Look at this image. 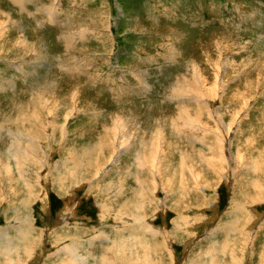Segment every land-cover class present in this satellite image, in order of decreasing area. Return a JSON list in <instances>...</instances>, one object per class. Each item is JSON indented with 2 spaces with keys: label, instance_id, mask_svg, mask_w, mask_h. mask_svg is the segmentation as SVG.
<instances>
[{
  "label": "rangeland",
  "instance_id": "1",
  "mask_svg": "<svg viewBox=\"0 0 264 264\" xmlns=\"http://www.w3.org/2000/svg\"><path fill=\"white\" fill-rule=\"evenodd\" d=\"M0 21V264H264V0Z\"/></svg>",
  "mask_w": 264,
  "mask_h": 264
},
{
  "label": "bare ground",
  "instance_id": "2",
  "mask_svg": "<svg viewBox=\"0 0 264 264\" xmlns=\"http://www.w3.org/2000/svg\"><path fill=\"white\" fill-rule=\"evenodd\" d=\"M51 8V7H50ZM7 20V19H6ZM14 21V20H13ZM1 22V21H0ZM22 24V23H21ZM1 25H3V24H1ZM7 27V26H6ZM5 27V28H6ZM5 30H7V29H5ZM4 35V34H3ZM5 36V35H4ZM31 41V40H30ZM23 42V41H22ZM1 43V42H0ZM24 44V43H23ZM22 48V47H21ZM222 70V69H221ZM219 71H220V69H219ZM222 73V72H221ZM221 75V74H220ZM218 76V75H217ZM226 80H227V78H226ZM219 82V81H218ZM197 84H199V85H201V82H200V80L198 79L197 80ZM217 84V83H216ZM216 84H215V86H216ZM211 92H213V91H211ZM219 92V91H218ZM235 99H238V97L237 98H235ZM180 109L181 108H183V106H181L180 105V107H179ZM188 108V107H187ZM189 109V108H188ZM179 112V111H178ZM263 112V111H262ZM197 112H195V114H196ZM189 114H194V113H192L191 112V110L189 109ZM260 114V113H259ZM183 123H186V120H183L182 119V109L180 110V112H179V116H178V118H177V120L175 121V119L173 120V125H172V127L174 128L175 126L177 127V129L179 130V135H180V137H181V135H182V133H181V128L179 127L180 125H182ZM178 124H180V125H178ZM115 129H118V125H117V128L115 127ZM120 131H123L122 130V128H120L119 129ZM115 131V130H114ZM118 134H120V133H118ZM20 135V134H19ZM118 136H120V135H118ZM21 137V136H20ZM20 137H19V139H20ZM114 137V136H113ZM112 137V138H113ZM32 138V137H31ZM115 138L116 137H114L113 138V140H114V143H115ZM122 138H123V134H122V136L120 137V138H118L117 139V141L119 140L120 142V145H121V143H122ZM106 139V138H105ZM27 140H28V138H27ZM109 140V139H108ZM104 142H101L100 144L104 147L105 145L103 144ZM110 144V142L109 143H106V146H110L109 145ZM113 145V144H112ZM115 145V144H114ZM105 146V147H106ZM112 147V146H111ZM121 147V146H120ZM143 147V146H142ZM119 150L118 151H116V154H118V152L121 150L120 148H118ZM147 149V148H146ZM12 150V149H11ZM141 152H143L142 151V149H141ZM141 152H139L138 153V155H137V161H138V166L139 167H141V168H146L145 167V165L147 164L146 162H145V155H143ZM115 154V155H116ZM145 157V158H144ZM215 157H213V159H214ZM149 159V158H148ZM143 162H145V163H143ZM75 163H77V162H75ZM255 169V168H254ZM257 169V168H256ZM255 169V170H256ZM263 170V169H262ZM148 189V188H147ZM27 227V226H26ZM23 228H25L24 227V225H23ZM17 230L18 231H21L19 228H17ZM25 232H26V229H23ZM28 232V231H27ZM154 233V232H153ZM5 234V237H7L6 236V234H8V233H4ZM4 234H2V235H4ZM28 235H30V234H28ZM4 237V236H3ZM10 239H14V238H12V237H10V236H8ZM23 237H24V235H23ZM26 238V237H25ZM5 239V238H4ZM7 239V238H6ZM7 241H9V240H7ZM11 242V241H10ZM13 244H14V242H13ZM11 246H8V248H11L12 247V244H10ZM76 257H77V255H76ZM126 258V257H125ZM86 258L84 257V258H80V259H78L79 261H81V264H84V263H87L86 262V260H85ZM103 262H101L102 264H110V262H108V256L107 255H105L104 257H103ZM110 259V258H109ZM131 259V258H130ZM147 259V258H146ZM111 261V260H110ZM215 262V261H214ZM239 263H241V262H239Z\"/></svg>",
  "mask_w": 264,
  "mask_h": 264
}]
</instances>
